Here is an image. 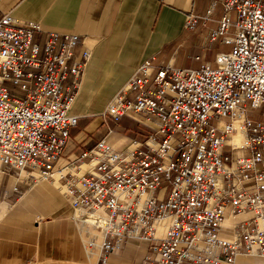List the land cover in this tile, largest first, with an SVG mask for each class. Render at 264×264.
<instances>
[{"label":"built area","instance_id":"2783aa9c","mask_svg":"<svg viewBox=\"0 0 264 264\" xmlns=\"http://www.w3.org/2000/svg\"><path fill=\"white\" fill-rule=\"evenodd\" d=\"M218 4L223 14L207 39L231 47L214 65L145 58L107 102L104 119L136 117L149 134L121 149L104 136L58 167L78 121L70 109L89 53L74 58L77 33L0 13V164L29 188L36 175L61 182L101 264L131 238L149 243L144 264H231L264 254V119L252 116L264 112V0H210L205 19Z\"/></svg>","mask_w":264,"mask_h":264},{"label":"crops","instance_id":"0c3cea01","mask_svg":"<svg viewBox=\"0 0 264 264\" xmlns=\"http://www.w3.org/2000/svg\"><path fill=\"white\" fill-rule=\"evenodd\" d=\"M209 3L210 0H0V13L37 22L44 31L79 34L82 41L74 58L80 59L84 51L89 53L70 109L78 121L69 130L65 153L57 167L75 159L104 136L121 149L129 139L149 134V128L136 117H123L114 123L101 115L109 99L145 58H151L155 66L170 63L177 68L196 69L205 62L214 65L218 52L229 51L230 45L207 39L223 14L218 4L205 19ZM192 15L199 17L198 22L188 27L186 20ZM37 36L41 40L42 33ZM236 129L231 141L238 144L243 140L239 122ZM61 191V184L52 186L37 175L29 188L27 181L3 171L0 164V202L8 208L0 218V264H29L38 258L44 238L41 214L51 216L53 226L47 229L62 227L70 231L66 234L68 245L86 240L84 228L70 221L72 208ZM238 218L230 217L226 224L233 225ZM148 246L147 241L128 239L121 250L107 257L105 264H144ZM98 252L97 244L87 258L93 259ZM239 262L262 264L249 258Z\"/></svg>","mask_w":264,"mask_h":264},{"label":"rangeland","instance_id":"374dc122","mask_svg":"<svg viewBox=\"0 0 264 264\" xmlns=\"http://www.w3.org/2000/svg\"><path fill=\"white\" fill-rule=\"evenodd\" d=\"M252 116L256 119L263 120L264 119L263 107L256 108L253 111ZM45 181L52 184V186L56 185V183H59L62 185L61 182L56 181V180L45 179ZM63 190H64V187L62 185V191H61L62 195L61 196L64 199V201H66V203L68 204L67 200H65L66 198L64 197ZM34 208L35 207L33 206V209ZM36 210H37L36 212L39 213V216H40L41 214L40 210H38L37 207H36ZM71 215H70V221L73 220L71 218ZM41 216H40L41 219H39V222L41 223V231L43 230L42 232H43L44 238L41 240L39 244L40 254L38 258L29 264H101V261L98 258L99 252L96 253V256H92L93 259L89 260L87 258L88 254L89 255L91 254L92 249L87 247V235L86 234L84 236L86 240L81 241L78 244L68 245L69 243H68L67 235L69 234L70 231H68V229L64 230V228L62 227H60V229L59 227H57L56 230L47 229L48 226H53L52 225L53 222H50L51 216L47 214H44V215L41 214ZM75 228L77 229V225H75ZM242 258L254 259L259 262L262 261V264H264V254H261V253H246V254L239 255L238 258L235 259L231 264H240L239 261Z\"/></svg>","mask_w":264,"mask_h":264},{"label":"bare ground","instance_id":"6f19581e","mask_svg":"<svg viewBox=\"0 0 264 264\" xmlns=\"http://www.w3.org/2000/svg\"><path fill=\"white\" fill-rule=\"evenodd\" d=\"M74 102V101H73ZM235 127H236V124H235ZM236 132V131H235ZM232 135V134H231ZM41 178H43V177H41ZM243 216H245L244 214H241V215H234V216H229V217H226V219L224 220V225H228V226H230L229 224H226V221H227V219L228 218H230V217H239V218H241V217H243ZM238 218V219H239ZM238 258V256L236 257V259Z\"/></svg>","mask_w":264,"mask_h":264}]
</instances>
